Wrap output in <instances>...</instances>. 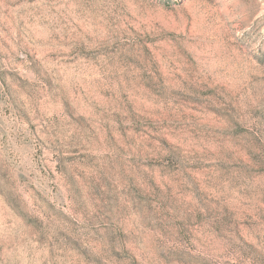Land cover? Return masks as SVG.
<instances>
[{
  "label": "rangeland",
  "instance_id": "374dc122",
  "mask_svg": "<svg viewBox=\"0 0 264 264\" xmlns=\"http://www.w3.org/2000/svg\"><path fill=\"white\" fill-rule=\"evenodd\" d=\"M0 264H264V0H0Z\"/></svg>",
  "mask_w": 264,
  "mask_h": 264
}]
</instances>
